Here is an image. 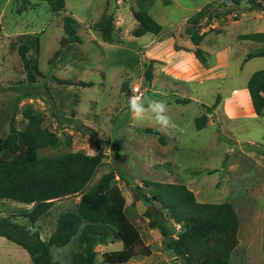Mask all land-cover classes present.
Masks as SVG:
<instances>
[{"label": "rangeland", "instance_id": "374dc122", "mask_svg": "<svg viewBox=\"0 0 264 264\" xmlns=\"http://www.w3.org/2000/svg\"><path fill=\"white\" fill-rule=\"evenodd\" d=\"M264 6V0H260ZM201 8L210 13L200 21L204 36L194 46L185 32L188 18ZM132 9H142L161 24L158 34L133 35L136 20ZM104 14L113 18V39L104 41L95 23ZM76 20L80 42H71L63 29V17ZM253 32L264 33V7L247 9L244 2L230 0H65L59 12L51 10L46 0H0V136L9 132L12 122L23 129L26 119L22 110L31 105L43 117V126L55 131L60 144L43 153L82 150L104 154L102 164L92 180L109 170L115 172L112 183L125 198V213L140 232V244L148 254L125 251L119 239L98 244L97 264H180L167 249L157 229L150 228L144 214L145 204L135 198L143 180L183 183L200 202H230L239 218L238 244L232 250L229 264H264V109L250 114L251 100L247 81L250 75L264 69V55L248 56L264 48V41L243 38ZM29 45L27 57L35 81L27 82L18 47ZM202 50L198 54L196 48ZM57 53L55 68L49 59ZM187 57L190 67L200 70L198 79L176 77L177 61ZM152 62L151 79L145 76V62ZM58 77L92 81L88 87L60 85L47 81L48 73ZM44 82L56 101V112L69 115L74 101L75 116L96 131L101 139L58 124L51 114L44 92ZM125 82L126 89H122ZM133 89L146 99L167 102L171 123L157 125L151 115L142 121L132 118L128 99ZM29 91L31 97H21ZM186 97L177 103L175 97ZM247 96V97H246ZM219 97L211 113L207 111ZM206 116L201 129L195 118ZM64 119V118H63ZM150 127L165 138L141 129ZM70 137V145L65 143ZM124 177L121 176L120 171ZM91 182V183H92ZM79 195L54 200L48 213L35 224L46 238L55 228L59 213L77 208ZM15 200L0 198V216H8L30 227L22 211L31 208ZM77 236L60 247H51L54 259L68 264L77 249ZM189 264H203L206 252L196 238L185 241ZM113 253L124 260L110 263ZM0 264H31L21 246L0 236Z\"/></svg>", "mask_w": 264, "mask_h": 264}, {"label": "trees", "instance_id": "16d2710c", "mask_svg": "<svg viewBox=\"0 0 264 264\" xmlns=\"http://www.w3.org/2000/svg\"><path fill=\"white\" fill-rule=\"evenodd\" d=\"M22 4L24 7V2ZM54 12L65 7V0H46ZM233 4L244 2L247 9L256 10L264 6L260 0H230ZM136 20L133 35L141 36L147 32L158 34L162 26L142 9H132ZM209 22L211 15L206 8H201L188 18L189 24L185 32L194 45H198L203 36L199 33L204 16ZM95 27L100 31L104 41L113 39V18L104 14ZM63 29L71 42H80L76 33V20L70 16L63 17ZM243 38L264 41L263 32H253L243 35ZM29 45L18 47L20 60L27 76V82L35 81L31 70L27 51ZM202 54L200 48H196ZM264 55V48L249 53L248 56ZM57 53L49 59L51 69L56 66ZM152 62H145V76L151 79ZM47 81L60 85L76 87L92 86V81L75 78L58 77L50 72ZM46 101L49 102L51 114L58 124L66 123L71 128L82 133H91L94 142L102 141L96 136V131L75 116L74 101L71 102L69 115L63 117L56 112V101L49 86L44 82ZM121 88L126 89L125 82ZM247 89L256 114L264 109V69L254 71L247 81ZM21 97H31L29 91L20 92ZM177 103H186L189 98L175 97ZM219 97L207 108L209 113L216 107ZM26 123L23 129H16L10 123L9 132L0 136V198L32 204L31 208L22 211V216L29 221L30 227L17 223L8 216H0V236L16 243L27 252L31 264H63L54 259L51 247L67 244L73 236H77V249L68 264H97L96 250L98 244H106L109 239H119L124 250H132V254H148L140 244V232L126 215L125 198L121 190L112 183L115 172L109 170L102 173L92 182L96 171L102 164L104 154L99 150L96 154H88L82 150H63L57 153H43L45 149L57 148L60 138L55 131L43 126L42 115L31 105L22 110ZM64 118V119H63ZM206 123V116L195 118L197 129ZM145 133L157 135L159 143L165 144V138L150 127L141 129ZM65 143L70 145V137ZM121 176L123 172L118 167ZM92 182V183H91ZM143 185L148 187V194L142 191V186L135 185L139 193L135 198L145 204L144 214L148 218L150 228L157 229L162 236L165 247L171 250L180 264H189L185 241L196 238L206 252L203 264H229L232 250L238 244L237 232L239 218L234 206L228 202H200L192 190L183 183L161 182L144 179ZM79 195L77 208L66 210L56 218L55 228L48 237L43 238L35 228L36 222L45 216L54 200ZM110 263L124 260L122 253H113L106 257Z\"/></svg>", "mask_w": 264, "mask_h": 264}, {"label": "clouds", "instance_id": "9594fccd", "mask_svg": "<svg viewBox=\"0 0 264 264\" xmlns=\"http://www.w3.org/2000/svg\"><path fill=\"white\" fill-rule=\"evenodd\" d=\"M137 91V89H133L134 94L128 99V108L132 118L136 121H142L147 115H151L157 125L162 129L167 128L171 123L167 114V102L163 99H146L143 94H136Z\"/></svg>", "mask_w": 264, "mask_h": 264}, {"label": "crops", "instance_id": "0c3cea01", "mask_svg": "<svg viewBox=\"0 0 264 264\" xmlns=\"http://www.w3.org/2000/svg\"><path fill=\"white\" fill-rule=\"evenodd\" d=\"M202 41V40H201ZM200 44V43H199ZM196 45V46H199ZM194 45V44H193ZM195 46V45H194ZM181 61H183V63H181ZM189 59L187 57H184L183 55L180 56L179 60L177 61L176 65L179 64V67L176 68V70L179 68V72H175V75L176 77H182L184 78L185 80H189V79H198L200 80L201 78L199 77V75L201 74L200 73V70L199 68H194V67H190L189 65ZM251 76V75H250ZM248 91V90H247ZM249 94V93H248ZM247 97V96H246ZM250 97V96H249ZM247 111H249L248 113L250 114H256L254 112V109L252 107V103L250 105V107H247ZM31 262V261H30Z\"/></svg>", "mask_w": 264, "mask_h": 264}, {"label": "built area", "instance_id": "2783aa9c", "mask_svg": "<svg viewBox=\"0 0 264 264\" xmlns=\"http://www.w3.org/2000/svg\"><path fill=\"white\" fill-rule=\"evenodd\" d=\"M137 94H142L141 92H138Z\"/></svg>", "mask_w": 264, "mask_h": 264}]
</instances>
